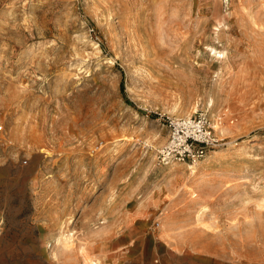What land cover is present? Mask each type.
<instances>
[{"label": "rangeland", "instance_id": "374dc122", "mask_svg": "<svg viewBox=\"0 0 264 264\" xmlns=\"http://www.w3.org/2000/svg\"><path fill=\"white\" fill-rule=\"evenodd\" d=\"M0 264H264V0H0Z\"/></svg>", "mask_w": 264, "mask_h": 264}, {"label": "built area", "instance_id": "2783aa9c", "mask_svg": "<svg viewBox=\"0 0 264 264\" xmlns=\"http://www.w3.org/2000/svg\"><path fill=\"white\" fill-rule=\"evenodd\" d=\"M167 121L169 140L158 154L165 162L196 164L207 156L209 149L221 144L211 120L205 115L171 116Z\"/></svg>", "mask_w": 264, "mask_h": 264}, {"label": "bare ground", "instance_id": "6f19581e", "mask_svg": "<svg viewBox=\"0 0 264 264\" xmlns=\"http://www.w3.org/2000/svg\"><path fill=\"white\" fill-rule=\"evenodd\" d=\"M214 127H216V129H217V131H219V132H221V133H223L225 130H228V127L226 128V127H222L221 125H220V123H216L215 124V126ZM196 164H198V163H196ZM196 164H191L190 165V168L192 169V172L193 173H195V171H196V169L198 168L197 167V165ZM190 189V188H189ZM195 196H198V193H194L193 194V197H195ZM162 229V228H161ZM165 231V230H164ZM172 247V246H171ZM175 249H177L176 247H175Z\"/></svg>", "mask_w": 264, "mask_h": 264}]
</instances>
